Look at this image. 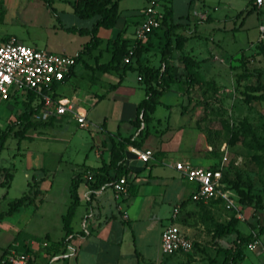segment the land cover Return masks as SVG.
Segmentation results:
<instances>
[{"label": "rangeland", "instance_id": "rangeland-1", "mask_svg": "<svg viewBox=\"0 0 264 264\" xmlns=\"http://www.w3.org/2000/svg\"><path fill=\"white\" fill-rule=\"evenodd\" d=\"M248 1H192L191 19L202 17L209 20L191 23L196 25L197 37L188 39L184 50L194 56L202 54L214 57L215 60H210L209 64L215 68L207 72L206 76L195 75V83L184 94L189 101L184 108L188 120L183 129L189 128L195 132L196 138L200 137L205 142L204 152L199 155L204 162L209 163L204 168L220 169L228 185L237 184L253 198L249 206L238 205L236 229L242 237L251 235L253 240L258 241L259 247L264 248V154L253 152L248 146L250 134L264 137V102L249 101L252 95L256 96L259 92H252L246 87L248 84H257L264 88V55L254 50L258 26L264 25V8L259 13L251 11L247 6ZM187 2L169 0L165 5L173 8L174 16H181L186 11ZM144 3V0H126L120 2L119 10L125 6L141 7ZM50 5L53 12L39 0H0V40L13 38L16 42L23 40L24 46L52 54H58L55 53L57 50L75 54L81 48L82 40L58 29L59 25L66 24L59 11L69 10V7L56 0ZM138 21L137 16L130 19L126 37L130 35L132 24ZM232 28L239 31L234 33ZM105 35L103 32L102 36ZM210 37L213 41H209ZM155 43L149 50L150 58L157 54ZM104 47L102 43L99 49ZM106 58L107 55L104 60ZM76 73L75 78L59 85L53 92L57 96H75L80 100L78 105L87 113L89 129L80 128L72 117H59L58 120H49L48 124L26 131L23 137L9 134L0 151V166L9 169L12 174L8 188L0 187V212L6 210L8 202L22 195L28 182L39 181L42 192V216L33 214L34 206L31 205L4 218V223L0 225L21 245L40 230H47L51 241L56 239L59 225L57 214L60 210L64 212L68 205L71 178L82 169L83 164L98 162L94 152L100 134L94 122L99 121L103 109L109 103L102 102L94 107L92 95L102 94L101 88L97 85L86 88L85 80L79 78L82 74L80 65L76 67ZM126 75L129 79L135 77L134 72ZM21 101H24V97L17 91L12 92L10 101L0 104V130L21 113ZM72 104L73 108L77 105L74 101ZM39 112L38 109L34 110L32 122H44L34 118ZM18 130V126L14 127V131ZM76 177L72 180L75 181ZM196 220L205 222L208 227L203 245H214L208 234L218 222L201 220L199 216ZM5 223L9 226L14 224L20 233L16 235L14 227L7 228ZM72 225L76 228L73 222ZM5 242L0 237V247ZM197 246L194 244L186 257L193 258L195 264H219L222 257L219 250L215 254L203 253ZM258 253L259 248L254 251L247 248L243 250L248 261L256 259Z\"/></svg>", "mask_w": 264, "mask_h": 264}, {"label": "crops", "instance_id": "crops-1", "mask_svg": "<svg viewBox=\"0 0 264 264\" xmlns=\"http://www.w3.org/2000/svg\"><path fill=\"white\" fill-rule=\"evenodd\" d=\"M49 1L51 3L53 0ZM56 1L69 7V10L59 11L61 17L66 20V24L58 26L59 30H62L61 27L80 29L91 27L94 19L80 20L73 14L70 7L72 0ZM123 1L126 0H119L117 3L118 18L114 27L109 30L99 29L97 31V37L101 41L100 45L89 54L80 56V61L74 67V75L67 81L69 82L77 76L76 67L80 65L82 74L79 75V78L85 80L86 88L90 89L92 86L97 85L102 91V94L92 95L93 106L97 107L102 102L109 103L103 109L99 121L94 122L96 131L100 134L98 146L94 152V158L98 162L83 164L82 169L74 175L77 176L75 181L78 204L74 208L70 220L72 234L63 243L64 233L61 217L71 203L69 193V202L65 211L60 210L57 214L59 219L58 236L54 241H51L47 230H40L36 234L34 233L31 236L32 238L26 241L24 245H21L8 230L0 227V237L6 241L0 247V264H3L9 250L28 255L31 259L30 264H42L44 260L47 261L43 264H195L193 258L186 257V254L192 251L194 244H198L197 247L203 250L200 252L215 254L216 250H219L220 247H226V244L231 240L230 236L214 242L210 231L208 235L214 245H203L208 227L205 222L196 220L198 216L201 220L208 219V221L214 220L221 223L223 220L228 219L229 213L220 205L212 203L197 205L190 201L189 196L194 190V185L185 182L172 168L175 162H189L193 166L200 167L209 164L199 156L204 152L205 142L203 139L198 136L196 138L195 132H192L189 128L183 129L187 126L188 120V114L184 109L188 104L184 96V84H171L169 90L158 100L159 104L155 107L151 120L147 125L149 134L143 140L139 149L151 151L152 157L147 163L143 164L141 172L134 174L128 170V173L123 176L126 179V193L115 197L110 185H105L96 190L88 188L86 179L89 178L92 171L97 170L107 161L111 142L124 138H130L133 141L138 140V131L131 124L135 118L136 107L144 98L143 85L139 80L137 68L145 62L154 67L158 66L159 56L156 54V56L150 58V52L148 51L142 54L137 62L132 59L128 70H112L107 73H100L95 70L96 65L105 64L110 58V48L106 46V41H112L119 36L120 39L129 41L132 45L134 43L133 33L137 22L132 24L133 28L129 37L125 36L126 28L132 17H139L138 15L146 6L147 1L144 0L145 3L141 7L125 6L122 10H119V4ZM192 1L188 0L186 11L181 16H174L173 8L168 6L171 13L168 23L171 25L178 24L180 28L174 34L180 35L184 39L181 50L175 51L172 55L175 75L177 76L184 74L183 65L179 62L181 56H188L197 63V66L192 69V72L196 75L206 76L207 72L215 68L209 64L210 60H215L214 57L210 58V56L202 54L194 56L184 50L187 40L197 37L195 33L196 25H191V23L209 20V18L204 19L202 17L191 19L190 6ZM165 3H169V0H165ZM247 6L249 8L251 6L249 1ZM231 31L237 33L239 30L232 28ZM103 32L106 33L105 36H102ZM69 35H76L82 40L81 48L75 54H67L63 50H57L55 53H58V55L75 57L89 40L87 36ZM9 39L13 38L1 39L0 43ZM146 41L154 43L155 39L150 37ZM209 41H213V38L210 37ZM17 43L24 44V41L20 40ZM102 43L105 47L99 49ZM105 55H107L106 60H104ZM128 72L135 73L134 79L127 77L126 73ZM181 79L179 80L181 81ZM59 97H64L70 100L71 103L74 101L77 104L75 108H79L80 112L85 113L88 126L85 130H88L90 123L87 122L85 109L78 105L80 100L75 96L68 98L59 95ZM64 116L71 118L68 114ZM58 119L59 117L49 120ZM51 124L52 122L49 123V125ZM129 148L131 147H126L125 150ZM27 184L23 193L27 190ZM40 193L42 194L41 191ZM33 206V214L42 216L43 200L39 198ZM176 206L179 207V210L174 224L191 240L193 247L186 253L165 256L159 250L160 233L170 223V216ZM2 221H0V225L4 223ZM72 222L76 225V228H74ZM4 226H7V228L14 227L13 230H16V235L20 233V230L14 224L9 226L8 223H5ZM258 248L259 253L256 255V259L248 261L243 255V258L237 264H264V248L257 246L252 251ZM21 249L22 251H20Z\"/></svg>", "mask_w": 264, "mask_h": 264}, {"label": "trees", "instance_id": "trees-1", "mask_svg": "<svg viewBox=\"0 0 264 264\" xmlns=\"http://www.w3.org/2000/svg\"><path fill=\"white\" fill-rule=\"evenodd\" d=\"M44 6L49 8L52 12L49 0H39ZM119 0H72L70 7L73 14L80 20L94 19L91 27L89 29H80L76 27H61V29L68 34H77L79 36H87L88 42H86L82 50L79 51L75 57H73L74 65L71 67L69 73L64 76V78L59 82L53 84L50 88L51 90H56V88L67 82L74 75V67L80 61L81 55H87L91 51L100 45L101 41L97 37V31L99 29L109 30L114 27L115 22L118 18L117 3ZM148 1V0H145ZM254 0H249L251 4L250 10H254L252 5ZM264 2V0H263ZM170 9L166 6L163 7V18L161 21L162 27L151 31L147 38L154 37L156 42L155 49L159 56L158 66L154 67L148 65V63H143L142 66L137 68V73L139 80L143 85L144 98L138 103L135 112V118L131 122L132 126L138 131L137 141H133L130 138L119 139L118 141L111 142V146L108 149V158L105 163L101 165L97 170L92 171L89 178L86 180L88 188L90 190L99 189L105 185H110L118 181L122 176L128 173V169L124 165V151L126 147H131L139 150L142 146L143 140L148 136L149 131L147 125L151 120V115L155 110V107L159 104L158 100L163 96L168 90L171 84L181 83L185 85V93L191 89L192 85L195 83L196 73L192 72V69L197 66L190 57L181 56L179 62L182 63L184 74L182 76L175 75V68L173 65V53L175 51H180L184 43L182 36L174 34V32L180 28L178 24L171 25L168 23L170 17ZM168 23V24H166ZM137 24V23H136ZM147 40V39H146ZM106 46L110 48V58L107 63L96 65L95 70L100 73H107L108 71L117 70H128L131 60L138 61L142 54L147 53L150 48L153 47V43L145 41L143 44H137L134 48V53L128 64H123L122 59L127 54L128 49L132 46L129 41L122 40L117 36L112 41H106ZM254 50L262 53L264 55V45L257 44ZM245 76V75H244ZM246 77V76H245ZM121 76L119 77V79ZM183 78L182 81L179 79ZM248 90L252 92H259L256 96H251L249 101H262L264 102V88L259 87L257 84L246 85ZM59 97V96H58ZM16 99H13L14 101ZM34 96L31 93L25 95L24 101H21V113L11 122H8L2 130H0V151L4 147L5 141L8 139L9 134L12 136L23 137L24 133L28 130L36 129L37 126H43L47 122H32L31 116L35 108L32 106ZM187 101L189 99L187 98ZM18 126L19 130L14 131V127ZM264 133V127H263ZM233 142V141H231ZM249 148L256 153L264 154V137H255L250 134V143H248ZM258 160V157H255ZM216 169V168H210ZM264 177V173H263ZM12 174L9 169L0 167V187L7 188L9 182L11 181ZM221 182L231 190L236 196V202L241 206H249L252 197L249 195L247 190H243L238 187L237 184L233 183L228 185L221 173ZM38 182H32L27 184V190L19 198H16L6 205V210L0 212V221L4 218L10 216L17 209L23 206L33 205L35 201L40 198V191L38 189ZM71 203L66 209L65 214L61 217L63 243L67 241V237L72 234L70 228V220L74 208L78 204L76 196V182L71 181V189L69 191ZM209 203L220 205L219 201H210ZM197 205H201V202H197ZM221 206V205H220ZM226 211V210H225ZM229 213V219L224 223L214 224L212 231V240L216 242L217 240L225 237H230L231 240L226 244V247H220L219 251L222 255L219 264H237L243 258V250L249 242H252L253 238L251 235L242 237L239 235L236 225L238 223L237 219L234 217L235 212L230 210L226 211ZM31 259L28 260L30 264Z\"/></svg>", "mask_w": 264, "mask_h": 264}, {"label": "built area", "instance_id": "built-area-1", "mask_svg": "<svg viewBox=\"0 0 264 264\" xmlns=\"http://www.w3.org/2000/svg\"><path fill=\"white\" fill-rule=\"evenodd\" d=\"M164 6L165 0L147 1L138 15L139 21L133 33L134 43L123 57V64L129 63L137 44H143L151 31L162 27ZM253 6L254 10L260 11L264 8V2L254 0ZM256 43L264 45V25L258 26ZM73 65L74 60L70 56L30 48L13 39L0 43V104L10 101L12 92L19 91L24 98L27 93H31L34 96L32 106L40 111L34 116L36 120L46 122L51 118L68 114L80 128L86 129L88 126L85 113L80 112L79 108H73L70 100L58 97L50 88L53 84L59 83ZM128 151L142 164L147 163L152 157L149 150L129 148ZM172 168L185 182L194 185V190L189 196L190 201L194 203L219 201L224 210L234 211V217L239 219L236 196L221 182L220 169L193 166L189 162H175ZM110 189L115 197L124 195L127 189L125 177L122 176L110 184ZM178 210V206L174 207L170 223L160 233L159 250L165 256L186 253L193 247L191 240L174 224ZM257 246L258 241L253 240L246 248L252 251ZM28 260V255L9 250L3 264H28Z\"/></svg>", "mask_w": 264, "mask_h": 264}, {"label": "water", "instance_id": "water-1", "mask_svg": "<svg viewBox=\"0 0 264 264\" xmlns=\"http://www.w3.org/2000/svg\"><path fill=\"white\" fill-rule=\"evenodd\" d=\"M124 164L127 166V169L134 174H137L142 171L143 164L140 161L136 160V156L128 150H125L124 153Z\"/></svg>", "mask_w": 264, "mask_h": 264}]
</instances>
